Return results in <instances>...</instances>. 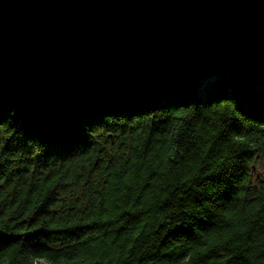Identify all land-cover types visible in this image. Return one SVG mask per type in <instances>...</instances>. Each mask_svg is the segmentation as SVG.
<instances>
[{
	"label": "trees",
	"instance_id": "16d2710c",
	"mask_svg": "<svg viewBox=\"0 0 264 264\" xmlns=\"http://www.w3.org/2000/svg\"><path fill=\"white\" fill-rule=\"evenodd\" d=\"M256 168L264 42L45 30L0 59V264H264Z\"/></svg>",
	"mask_w": 264,
	"mask_h": 264
},
{
	"label": "water",
	"instance_id": "95a60500",
	"mask_svg": "<svg viewBox=\"0 0 264 264\" xmlns=\"http://www.w3.org/2000/svg\"><path fill=\"white\" fill-rule=\"evenodd\" d=\"M96 29L176 51L264 42V0H0V59L39 31Z\"/></svg>",
	"mask_w": 264,
	"mask_h": 264
},
{
	"label": "rangeland",
	"instance_id": "374dc122",
	"mask_svg": "<svg viewBox=\"0 0 264 264\" xmlns=\"http://www.w3.org/2000/svg\"><path fill=\"white\" fill-rule=\"evenodd\" d=\"M213 78L212 75H206L203 76L200 80H199V92H201V87L206 83L205 81H207L208 79ZM253 175L255 177V175H257V178H262L264 176V172L262 169L256 168L253 172Z\"/></svg>",
	"mask_w": 264,
	"mask_h": 264
}]
</instances>
